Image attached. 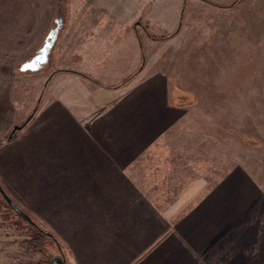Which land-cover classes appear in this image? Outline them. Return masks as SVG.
<instances>
[{"label":"rangeland","instance_id":"374dc122","mask_svg":"<svg viewBox=\"0 0 264 264\" xmlns=\"http://www.w3.org/2000/svg\"><path fill=\"white\" fill-rule=\"evenodd\" d=\"M181 6L172 31L62 27L20 71L55 1L0 0V184L53 235L33 251L0 194V264L56 241L65 264H264V0Z\"/></svg>","mask_w":264,"mask_h":264},{"label":"crops","instance_id":"0c3cea01","mask_svg":"<svg viewBox=\"0 0 264 264\" xmlns=\"http://www.w3.org/2000/svg\"><path fill=\"white\" fill-rule=\"evenodd\" d=\"M54 1V8L57 9L55 16L64 17L62 27L66 29L70 24H76L79 30L87 33L86 36L93 40L97 39V33L105 30L112 32V35L122 31L126 34L129 31L137 33V27H142L146 32L151 31L154 28L153 22L160 26L156 27L158 29L163 27L172 31L180 25L183 2V0H65L64 9L60 8V0Z\"/></svg>","mask_w":264,"mask_h":264},{"label":"water","instance_id":"95a60500","mask_svg":"<svg viewBox=\"0 0 264 264\" xmlns=\"http://www.w3.org/2000/svg\"><path fill=\"white\" fill-rule=\"evenodd\" d=\"M181 19V17H180ZM55 25L52 26L47 33L43 43L38 47L35 53L27 60H25L19 67L20 71H37L42 67L45 63H48L50 60L51 50L56 43L58 33L60 28L63 25V16L58 15L55 20ZM181 23V21H180ZM37 106V105H36ZM36 110V107L34 108ZM33 113H31L24 121L20 124H14L9 135L8 139L12 138L16 132L26 123V121L31 117ZM0 194L2 198L8 203V205L22 218L27 220L28 222L37 225L35 221L31 218V216L25 212L5 191V189L0 184ZM45 233L48 237H53L52 233L45 230ZM56 245L60 250V254H54L50 260V264H65V256L61 252L58 242L56 241Z\"/></svg>","mask_w":264,"mask_h":264},{"label":"trees","instance_id":"16d2710c","mask_svg":"<svg viewBox=\"0 0 264 264\" xmlns=\"http://www.w3.org/2000/svg\"><path fill=\"white\" fill-rule=\"evenodd\" d=\"M33 226H35L36 229H35V233L32 234V238H31V241L29 242V245L33 251L39 252V253H45L46 248L49 245V242L52 241L53 239L52 238L48 239L45 233V229L41 227L40 225H33ZM37 264H41V263H37ZM42 264H50V259H48L47 262L42 263Z\"/></svg>","mask_w":264,"mask_h":264}]
</instances>
